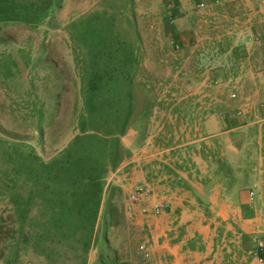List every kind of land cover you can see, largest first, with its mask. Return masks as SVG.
Instances as JSON below:
<instances>
[{
  "label": "crops",
  "instance_id": "obj_1",
  "mask_svg": "<svg viewBox=\"0 0 264 264\" xmlns=\"http://www.w3.org/2000/svg\"><path fill=\"white\" fill-rule=\"evenodd\" d=\"M221 1L215 7L234 26L212 25V46L180 63V71L168 79L177 84L157 94L146 142L108 179L126 198L148 186L150 211L165 206L160 216L134 210L146 219L152 252L172 264H183L184 258L198 264H259L249 240L254 235L264 240V42L251 40L264 35V6L262 0ZM205 50L221 58L202 72ZM230 67L240 70L235 84L214 86ZM232 92L237 100L230 98ZM241 109L245 114L237 116ZM201 111L205 121L178 122L187 112L190 119ZM167 160L178 172L163 165ZM255 185L256 199L250 203ZM184 247L188 251L182 255Z\"/></svg>",
  "mask_w": 264,
  "mask_h": 264
},
{
  "label": "trees",
  "instance_id": "obj_2",
  "mask_svg": "<svg viewBox=\"0 0 264 264\" xmlns=\"http://www.w3.org/2000/svg\"><path fill=\"white\" fill-rule=\"evenodd\" d=\"M62 1L0 0V29L49 24ZM103 4L66 29L80 80L79 134L48 162L32 146L0 138V197L15 224L13 246L32 241L50 264H89L94 250L93 264H130L109 242L110 223L126 217L114 201L120 189L107 181L146 142L158 95L144 81L143 40L128 10L133 0ZM132 129L134 144L125 147L122 139Z\"/></svg>",
  "mask_w": 264,
  "mask_h": 264
},
{
  "label": "rangeland",
  "instance_id": "obj_3",
  "mask_svg": "<svg viewBox=\"0 0 264 264\" xmlns=\"http://www.w3.org/2000/svg\"><path fill=\"white\" fill-rule=\"evenodd\" d=\"M104 1L63 0L53 21L35 28L22 24L2 25L1 139L26 143L48 162L79 134L77 124L83 112L80 80L66 29L71 22L102 9ZM201 2L208 3L209 7L198 12L197 6ZM170 5V0H133L132 7L128 9L133 12L143 40L144 81L149 87H153L157 94L166 91L168 84H177L168 83V79L180 71L182 61L196 56L197 50L206 48L208 43L212 46V25L223 26L225 29L234 26L224 18L222 11L218 12L217 7H212L210 0H181L173 9ZM216 11L218 15H213ZM170 12L175 17L173 24L169 21ZM232 42L234 41L231 40ZM176 45L181 47L180 51H176ZM202 54L203 64L199 69L203 70L202 72L209 70V62L219 61L221 58V55H214L212 58L211 53L206 50ZM5 65H8V68H5ZM225 70L235 75L240 71L239 68L233 70V67ZM209 83L212 86V80ZM187 115L188 112L185 118L178 122L182 120V124H194L200 122V118L206 117L202 111L193 113L190 119ZM170 121L176 123L173 115ZM135 135V131L130 130L122 139L123 145L132 147ZM112 182L113 180H110L109 186L118 188L111 186ZM120 191L121 194L117 192L114 201L124 212L126 220L117 218L110 223L108 238L113 249L119 253L121 259L130 264H172L167 256L152 252L150 233L146 219L142 217L147 216L142 208L148 207V204L135 203L132 197L126 198L121 189ZM108 202L109 196H106L102 215ZM135 206L139 207L142 216L134 210ZM9 215L10 209L0 197V264H50L35 252L32 241L29 244L20 243L14 248L12 239L17 234ZM143 245L149 251V258H146L140 249ZM188 248L184 247L181 254H185ZM96 258L97 252L94 250L89 255V264H93ZM189 261L198 264L195 263V258H184L183 264Z\"/></svg>",
  "mask_w": 264,
  "mask_h": 264
},
{
  "label": "built area",
  "instance_id": "obj_4",
  "mask_svg": "<svg viewBox=\"0 0 264 264\" xmlns=\"http://www.w3.org/2000/svg\"><path fill=\"white\" fill-rule=\"evenodd\" d=\"M170 2H171L170 8L173 9L174 7H176V5H178V3L181 2V0H170ZM221 4H222L221 0H214L212 2V7L220 6ZM261 5L264 6V0L261 1ZM208 7H209L208 3L201 2L197 6V10L198 12H201V11L206 10ZM169 21L171 24L175 22V17L172 12H170ZM251 40L254 44L261 45L264 42V35L263 36H252ZM175 49L176 51H180L181 47L179 45H176ZM238 76L239 75H235V74L227 72L226 75H224L221 79L214 81L213 84L216 87H229L235 84V81ZM230 98L232 100H237L238 95L235 92H232L230 95ZM263 107H264V104H263ZM244 114H245V111L242 109L237 111V116H243ZM164 152L170 153L171 151H164ZM163 165H165L168 168V170L172 172H175V173L178 172V167L171 160H167L163 162ZM263 186H264V183H263ZM257 188H258V185H255L253 189L250 190L248 193V199L250 203H253L256 199ZM150 195H151V189L148 186L137 188L132 196V200L133 202L138 203V204H147L149 201ZM142 210H143V213L146 215H149L151 212L154 216H160L164 213L165 206H158L154 208L152 211H150V209L145 206L142 208ZM251 243L254 246L253 251L251 253L255 256L259 264H264V257L262 256L264 254V240L259 238L258 235H254L251 238ZM140 249L144 253L146 258L150 257L149 251L145 245L141 246ZM230 249L231 251H233V248L230 247Z\"/></svg>",
  "mask_w": 264,
  "mask_h": 264
}]
</instances>
